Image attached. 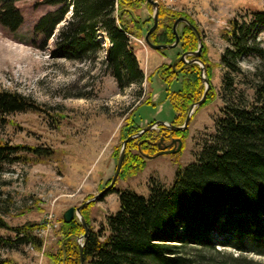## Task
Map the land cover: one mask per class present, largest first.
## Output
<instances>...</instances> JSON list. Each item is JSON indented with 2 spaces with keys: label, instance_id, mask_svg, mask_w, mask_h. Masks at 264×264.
Here are the masks:
<instances>
[{
  "label": "trees",
  "instance_id": "obj_1",
  "mask_svg": "<svg viewBox=\"0 0 264 264\" xmlns=\"http://www.w3.org/2000/svg\"><path fill=\"white\" fill-rule=\"evenodd\" d=\"M146 2L48 0L49 5L58 6V9L44 14L35 25V38L41 41L38 47L47 48L56 26L71 12L72 18L60 31V41L51 49V57L95 63L104 50V65L119 86L139 85L144 80V73L132 47L131 37L142 38L143 26L152 22L147 27V33L153 26V20L149 18L144 22L135 19L130 22L125 16H130L131 11L137 12ZM180 17L188 19L199 30L193 18L160 4L159 24L150 35V41L155 45L173 44L176 40L173 26ZM250 17L246 22L230 19L223 33V38L230 45L221 57L228 73L226 79H229L230 73L238 72L237 62L240 59L253 54L264 56V51L257 48L256 40L257 35L264 32V10L252 11ZM23 23L24 17L15 1L0 0V25L11 33H17ZM101 31L109 41L108 47L97 39V33ZM178 33L182 52L198 50V36L193 28L182 23ZM182 52L159 71L169 87L167 97L176 114L171 122L175 126L184 124L192 105L201 100L205 91L200 66L183 61L180 58ZM208 52L204 43L197 58L206 66L207 79L212 80ZM177 81H181L180 89L171 90ZM255 95V103L250 107L228 108L225 116L217 122L216 135L203 147L197 160L186 167L178 164L170 188L154 187L148 198L129 190L112 188L108 194H119L120 210L109 216L107 226L100 230L92 227L89 216V209L94 204L84 208L82 215L89 227V237L83 247L84 264H264L243 255L249 251L247 245L256 252L264 250V86L255 87ZM215 99L216 93L211 88L190 123ZM150 100L147 104L156 106ZM40 110L35 102L22 94L0 91V116ZM136 113H132L127 126L121 131L123 140L140 130L134 125ZM168 131L171 136L181 137L186 142L188 129L183 132ZM149 137L148 132L128 144L120 179L136 176L145 170V155L156 150L152 144L144 143L139 147V142ZM120 149L119 145L113 154L116 162ZM53 153L50 148L0 142V162L26 163L28 155L46 159ZM60 222L58 234L62 238L61 247L56 254H50L49 259L53 264H81V251L75 239L85 235L86 229L78 217L68 224L63 219ZM42 227L35 223L11 227L0 213V229L14 233L13 238L0 236V246L15 249L31 245L41 250L44 240L36 235V230ZM213 232L226 235L220 244L235 246L242 255L234 257L217 250ZM194 248L222 257L218 260L212 257L210 262L205 263L206 257L202 253H192ZM0 264L17 263L4 258L0 259Z\"/></svg>",
  "mask_w": 264,
  "mask_h": 264
},
{
  "label": "rangeland",
  "instance_id": "obj_2",
  "mask_svg": "<svg viewBox=\"0 0 264 264\" xmlns=\"http://www.w3.org/2000/svg\"><path fill=\"white\" fill-rule=\"evenodd\" d=\"M14 1L24 23L17 33L0 25V91L22 94L41 110L0 116V142L50 148L54 153L46 159L28 155L26 163L0 162V213L11 227L27 223L42 225L36 235L44 240L41 250L31 245L15 249L0 246V259L10 258L17 264H53L49 255L56 254L61 247L62 238L58 232L64 213L71 207L83 205L112 180L118 163L113 158L114 151L135 134L124 140L121 134L132 113L137 112L134 125L140 128L138 132L156 121L171 123L175 118L167 97L169 87L159 71L164 65H170L182 50L180 47L167 51L150 48L145 42L147 27L152 25L148 22L143 26L142 38L131 37L144 80L139 85L121 88L104 65V50L95 63L51 57V49L60 41V31L72 18L71 12L56 26L43 50L38 47L41 41L35 38L34 27L44 14L57 10L58 6L49 5L48 0ZM156 1L159 10L162 4L187 14L197 23L203 44L209 49L208 59L213 73L209 82L216 99L189 123L181 153L153 159L147 157L158 154L156 145L160 140V126L149 131V138L139 142V147L144 143L152 144L156 151L145 155L147 166L142 173L118 178L115 187L146 198L150 197L154 187L170 188L178 164L186 167L197 160L203 147L216 135L217 122L225 116L228 108L250 107L256 100L255 87L264 86V56L253 54L240 59L238 72L230 73L229 79L225 78L228 73L221 62L230 46L223 38L228 21H249L252 11L264 10V0ZM149 5L147 1L140 10L131 11L130 16L125 17L130 22L153 20L154 8ZM97 39L104 47L110 45L102 31L97 33ZM256 40L257 48L264 51V32H260ZM180 87L181 81H177L170 89L175 91ZM149 100L156 106L147 104ZM102 198L91 203L94 205L89 209L95 230L105 228L108 217L120 210L118 193ZM0 236L13 238L14 233L0 229ZM83 236L75 239L78 245ZM212 236L217 250L234 257L242 255L235 246L220 244L226 235L213 232ZM247 247L249 251L244 252V256L264 263L263 249L260 253L252 250L250 245ZM192 253H202L206 257L205 263L212 257L217 260L222 257L199 248H194Z\"/></svg>",
  "mask_w": 264,
  "mask_h": 264
},
{
  "label": "water",
  "instance_id": "obj_3",
  "mask_svg": "<svg viewBox=\"0 0 264 264\" xmlns=\"http://www.w3.org/2000/svg\"><path fill=\"white\" fill-rule=\"evenodd\" d=\"M147 1L150 5L153 6L154 13H153V26L150 28V30L147 32V34L145 36L146 44L150 48L157 50V51H159V50H171V49L176 48L180 42V35L178 33V26L181 23H184V24H187L188 26H190L191 28H193L195 30V32L198 36L199 46H198V50L196 52L183 54L182 59L185 62H187V60H186L187 55H193L195 57H198L201 54L202 49H203L202 35H201L200 31L188 19H186L184 17L178 18L174 23L173 30H174V34L176 36V40L173 44H171V45H166V44L155 45L150 41V35L156 31L158 24H159V2H157L156 0H147ZM195 62L200 65L202 81L205 84V91H204V94H203V97L201 98V100L199 102H197L196 104L192 105L191 110L189 111L188 116H187L184 124L182 126H175L172 123H168L166 121H156L155 123L146 126L140 132L128 137L122 143L120 157H119V160H118V163L116 166L114 176L111 180V183L106 188H104L100 193H98L93 198L86 201L83 205H81L79 207H71L64 213L63 220L65 223L68 224V223L72 222V220L75 217H78L86 229L85 235L83 237L79 238V247H80V251H81V264H84V257H83L84 241L87 240L89 237V227L86 223L85 218L82 215V210L85 207H87L88 205H90L91 203L98 201L99 199H101L102 197L107 195L112 190V188L115 187V184L119 178V175H120V172H121V169H122L125 157H126V150H127L128 143L131 141H134L135 139L142 137L145 133H147L149 131L157 129L159 126H162L164 128H169L172 130H176V131H180V132L187 130L189 128V123H190L196 109L201 107L202 104L204 103V101L206 100V97H207V95L211 89V84H210L209 80L207 79V69H206L205 64L203 62H201L200 60L197 59V60H195ZM175 141L176 142L173 143V144H176V147L174 149L167 150L164 152H159L155 156H147V157L149 159H153V158L159 157L161 155L178 154L182 150L184 142L182 139H177Z\"/></svg>",
  "mask_w": 264,
  "mask_h": 264
},
{
  "label": "flooded vegetation",
  "instance_id": "obj_4",
  "mask_svg": "<svg viewBox=\"0 0 264 264\" xmlns=\"http://www.w3.org/2000/svg\"><path fill=\"white\" fill-rule=\"evenodd\" d=\"M182 24V23H181ZM180 24V25H181ZM179 25V26H180ZM178 26V27H179ZM180 43V42H179ZM179 47V44L176 48L174 49H171V50H176L178 49ZM186 53H189V52H182L181 54V59H182V55L183 54H186ZM191 57H194V58H191ZM199 57V56H198ZM198 58L193 56V55H187L186 56V60L188 64L192 65V64H197L195 62V60H197ZM183 60V59H182ZM184 61V60H183ZM160 132H159V136H160V140L159 142L157 143L156 147H157V153L159 152H164V151H167V150H171V149H174L176 147V144H173L174 142H176L175 140L177 139H182L181 137H178V136H171V134L169 133L168 130H172V129H169V128H164L162 126H160L159 128ZM171 145V146H170ZM181 153V152H180ZM174 155H177V154H174ZM163 156H167V155H163ZM170 156V155H169Z\"/></svg>",
  "mask_w": 264,
  "mask_h": 264
}]
</instances>
